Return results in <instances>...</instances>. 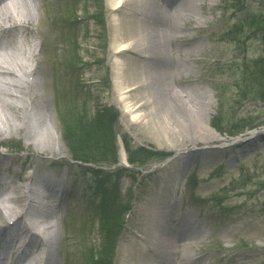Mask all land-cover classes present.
<instances>
[{
  "label": "rangeland",
  "instance_id": "1",
  "mask_svg": "<svg viewBox=\"0 0 264 264\" xmlns=\"http://www.w3.org/2000/svg\"><path fill=\"white\" fill-rule=\"evenodd\" d=\"M227 1L228 4L224 0L211 4L203 0L197 8L185 4L190 12L184 15L190 14L194 18L198 14L199 22L194 20L199 25L182 20L183 4L172 6L168 2L164 5L169 11L175 8L174 20L166 15L165 8L161 6L165 13L159 25L165 29L167 46L174 48L172 54L178 56L179 62L171 63L172 59L164 56L167 52L164 42L165 49L159 48L151 55L154 59L160 55V59H145L142 63V70L153 79L159 77L156 72L163 66L166 80L154 79L155 91L161 84L170 87V98L173 92L187 96L194 101L188 105L197 111L199 102L211 103L208 125L216 142L210 145V140L202 141L203 138L196 134L195 141L201 142L197 146H193V141L186 140L174 146L155 142L140 133L136 126L125 124L128 118L115 99L113 86L114 64L109 58L112 13L106 0L100 4L96 0H38V17L34 23L23 19L19 22L21 14L13 15L14 21L27 26L28 30L23 36L20 34V40L26 42L25 51L16 49L13 51L16 53L11 55L23 56L27 51L26 54L30 52L33 55L29 69L39 76L24 81V86L30 88L27 85L38 82L40 93L45 92L46 102L41 106L47 107L45 114L49 120L46 121L51 129L44 133L37 132L34 124L39 122L30 119L25 124L30 135L28 140L23 134L1 135L0 156H4L8 164L4 169L5 180L12 182L17 189L13 190L10 186L7 189L10 193L0 191V198L10 194L15 198L22 196L27 170L38 180L51 176L66 184L62 203L56 211L53 209L59 217L54 264H64L65 245L71 248L72 264L76 261L78 264H89L90 261L84 260L83 255L86 258L89 249L99 255L100 248L107 246L103 240V229L99 232L97 226L95 213L99 198L93 195L96 182L115 187L118 195L115 206L124 207L131 201L134 204L133 210L122 220L125 230L117 235V245L113 248V264H125L123 251L128 244L131 245L130 242L139 240L137 236L143 227L136 211L142 209L147 201L157 199L161 186L158 179L166 182L168 191L175 190L169 184L173 177L163 179L157 176L159 172H173L172 167H160L171 160L177 151L188 152L193 147L202 151L194 154L187 163L185 181L177 180L176 186L182 184L174 202L194 210L192 220H198L196 223L204 236L186 241L189 245L184 252L191 260H196L195 264H264V140L247 144L244 153L239 152L237 145L240 140L264 128V101L252 90L251 83L255 67L259 66V58L264 55V34L255 32L250 38L245 35L241 44L219 40L220 35H227L237 24H242L246 18L260 11L263 0H247L243 4L238 1L234 6H229L232 2ZM210 4L214 6L209 10ZM13 17L10 21H13ZM153 20L150 21L153 23ZM177 25L186 29L177 32V37L186 38L173 47L170 31ZM33 27L39 33L32 48L27 34ZM185 52L189 55L186 58ZM134 58L133 55L128 59L130 68ZM3 86H0L1 98L5 91ZM24 99L20 102L23 103ZM175 107L178 120L184 124V118L191 124L189 115ZM3 113L8 115L12 111L8 109ZM199 114V119L203 120L204 113ZM108 120L116 135L114 146L121 164L116 167L105 164L101 165L104 167L89 166L100 170L102 178L106 175L104 179L95 178L92 173L81 170L84 167L71 161L68 144L63 140L64 133L70 130L72 141L78 138L86 142L88 137L100 133L98 124L107 127ZM15 122L19 125L18 121ZM64 124L70 125L65 128ZM244 125L253 129L241 131ZM6 130L0 122V131ZM106 147L110 151L113 149L108 143ZM58 148L65 153L56 152ZM128 155L141 164L125 165ZM135 172L138 174L135 175ZM238 193L242 195L232 197ZM204 197L208 198L209 207H200L201 203L197 202ZM25 200L12 205L13 211L5 210L0 204V223L5 220L4 216L10 214L20 218L24 213L22 206L27 202ZM120 237L122 239L119 240ZM178 250L179 262H183L184 249Z\"/></svg>",
  "mask_w": 264,
  "mask_h": 264
},
{
  "label": "bare ground",
  "instance_id": "2",
  "mask_svg": "<svg viewBox=\"0 0 264 264\" xmlns=\"http://www.w3.org/2000/svg\"><path fill=\"white\" fill-rule=\"evenodd\" d=\"M37 1L38 0L0 1V25L9 26L8 30H3L0 33L1 35L11 37L12 39V42L10 41L7 44L0 43V86L4 85L3 89L5 90L4 93L1 94L2 98L0 97V122L7 129L5 132L0 131V137L4 133H9L10 135L23 134L28 140L30 135L26 130L27 127L25 124L30 122V119L35 122H39V124H34V128L37 130V132L41 131L44 133L51 129V126L49 127L48 122L46 121L49 120V116L45 114V108L47 107L44 108L41 106L42 103L46 102L45 92L40 93V85L38 82H34L32 85H27L30 88L24 86V81L35 79L39 76L37 72L33 73L34 71L29 69L33 55L31 56L30 52L26 54L28 51L23 53V56L19 54L11 55L16 53L13 52L16 49L19 51H25V40L23 39L20 45H17L15 42V37L20 36V34L23 36L25 31L28 30L27 26L14 21L15 19L13 15L21 14L22 18L19 22L25 20L34 23L38 17L36 8ZM201 1L203 0H106L107 7L112 13V35L110 40L111 51L109 58L113 60L114 64L113 86L115 91V99L118 103H120L123 114L128 118L125 124L128 126H136L140 133L146 135L155 142L161 141L166 145L174 146L180 144L183 140H186L193 141V146H197V144H200L201 142L198 140L195 141L196 134L203 138L202 141L210 140V145H212L213 142H216L215 137L212 135L213 132H211V129L208 125V118L210 115L208 112H211L210 106H212L210 102H206L204 104L199 102V111H197L188 105V103L191 104L194 103V101L190 100L187 96L183 97L180 94L173 92V99L170 98V96H168V92L171 90L170 87H165L161 84L156 89L157 91L154 90L156 86L154 79L157 81H160L158 79H162L163 81L166 80L164 77L165 74L163 72V66H160L161 69L156 72L159 77L154 79L148 77L142 70V63L145 59H151L154 61L155 59L151 57V55L154 54L153 52L158 51L159 48L165 49L163 44L164 42L167 46V41L164 34L165 29L161 28L159 25V23L162 22V14L165 13L162 7L165 8L164 5H166L168 2H170V5L172 6L178 4H181L178 6H182L183 4L182 9L184 11L181 18L183 21L189 24L195 23V20L199 22V15L195 14L194 12H191L195 14L194 18H191L190 14L187 16L184 15L190 12V10L186 9L187 6L185 4H188L190 7L195 6L197 8ZM207 1L211 2V4L217 2V0ZM211 4L208 6L209 10L214 6ZM125 9H129V11H126ZM174 10L175 8L173 11H169L165 8V11L167 12L166 15L171 17L173 20L176 18V13ZM154 16L157 17L156 20H153L155 19ZM12 17L13 21H10L12 20ZM164 19L165 17H163L162 20ZM150 20H153V23ZM195 24L199 25V23ZM165 26L166 24H164V27ZM183 31H186V29H183L180 25H177L176 28L171 29L170 32L173 47H176V44L186 38H179L176 35L177 32ZM38 33L39 32L37 29H34V27L29 30L27 34L28 40L30 41L29 45L32 46L36 36H38ZM222 39H225V36L220 35L219 40ZM166 50L167 52L164 56L168 55V57L172 59L171 63L173 61L179 62L178 56L172 54L174 48L172 49L170 46H167ZM133 55L135 56V60H132V65L130 68L128 59ZM188 56L189 55L185 52L184 58ZM2 80H4L6 84L3 83ZM42 87L45 88V85H42ZM166 89H168V91H166ZM11 91H14L15 94ZM22 99H24L23 103L20 102ZM27 101H29V103L26 106ZM15 102L19 103L16 104ZM13 103L16 105H11ZM196 104L197 103H195V105ZM175 106H178L179 109L189 115L191 118V124L188 121L187 123L184 118V124L178 120L179 114H177ZM7 108L12 111V114L5 115L3 113L4 111L8 110ZM163 110L164 114L162 113ZM199 113H204L203 120L199 119ZM41 114H43V116H41ZM15 121H18L19 125ZM263 140L264 128L255 132L254 134L252 133L251 136L240 140V143L237 142L239 152H246L243 149L247 144ZM59 148L56 152L64 154L65 152L63 149L61 150ZM45 151L46 150H44V152ZM200 151H202V149H198L196 147H193L188 152L177 151L176 155L171 160L160 167L161 169L172 167L173 172H159L157 176L163 179H165L164 177H173L171 180H169V184L172 185V187H175V190L168 191L166 182L162 179H158L160 185L163 187L160 186L157 199L152 200V202L147 201V204L143 206L142 209H138L136 211V215L139 214V219L143 227L140 231L141 233H139L140 235L138 234L139 236H137L139 242L132 241L130 242L131 245L129 246L128 244V246L124 249V255L122 258L123 263H196V260H191L184 252L187 248V245H189L185 242L196 237L200 239V237L204 236V232L199 229L196 223L198 220L193 222L194 220H192V217L194 210L192 208L186 207L185 205L181 210L180 205L177 202H174V204L171 205L170 200L177 201V195L179 192L178 188L182 183L176 186V182L179 178L182 180V182L185 181L184 175L187 173L186 165L192 160L194 154ZM7 165L8 164L5 162L4 156H0V191L10 193V191L7 190L10 186L13 188V190H16L17 187H13L12 182L10 183L6 181L5 177L3 176L4 169H7L8 167ZM41 180L43 181V184L47 183V180L51 181L52 183L55 182L54 177L51 176ZM61 184V182L58 183L59 186H61ZM29 192H31L30 188L24 185L22 196L20 198L12 197V194H10L7 196V198L1 200V203H5L3 208L5 210L13 211V206L18 205L20 201H24ZM62 196L59 198V200L57 199V203L54 205H48V203L45 207H37L30 218L29 206H32L30 205L31 202L29 201V206H25V204L22 206V210L27 208L26 212H24V215H26L30 225H32L33 229L39 234L41 239L36 238L31 242V244H28V247H25V249L17 256L14 261L10 262L4 257L6 262L3 260L2 261L5 264H38V260L36 259L38 258L42 246L47 248L49 259H52L53 256L52 264H54L56 261V244L59 238L56 230L59 217H57L55 212H53V209L56 211V209L59 208L63 200ZM204 199L206 206H209L205 197ZM48 207H51L52 209H46ZM164 211L172 214L173 216L175 214L177 219L184 220L181 227L173 226V229L180 228V230H182L189 226V230L185 233L178 234L176 231L170 228L167 229V224L164 221V215L162 216ZM9 219L10 218L6 216L4 221ZM45 235L51 236L53 243L49 239L46 240ZM178 248L184 249V253L182 254L183 262H179ZM70 249L71 248L68 245H65L63 248L65 254L64 264H72L73 258L69 256V253H72ZM74 264H78V262L76 261Z\"/></svg>",
  "mask_w": 264,
  "mask_h": 264
},
{
  "label": "trees",
  "instance_id": "3",
  "mask_svg": "<svg viewBox=\"0 0 264 264\" xmlns=\"http://www.w3.org/2000/svg\"><path fill=\"white\" fill-rule=\"evenodd\" d=\"M224 1H226L228 4L227 0ZM230 1L232 3L229 6H234L239 0ZM254 30L264 32V2L260 11H258L255 15H251L250 17L246 18L242 24H237L233 30H229L227 35L224 36L227 43L241 44L243 42L244 36L246 35L247 38ZM258 62L259 66L255 67L254 77L251 81L253 84L252 90H254L255 93H257V95L264 101V55L259 58ZM102 112L100 114H103ZM106 124L108 125L107 127H105V124H98L97 128L99 129L100 133L98 135L94 134L93 136L88 137L86 142L80 141L78 138L77 140L75 139V141H72L69 135L72 132L70 130H66L63 140L66 142V144H68L69 154L74 161L82 164L92 165H116L118 163L117 149L114 146L116 135H114L109 120L106 122ZM69 125L70 124H64L65 128H67ZM91 128L92 126L90 125V129ZM246 128L247 130L253 129L247 125H244L241 127V131L245 130ZM101 133L103 134L101 135ZM106 143H108L113 148L111 151L106 147ZM126 161L131 166L135 163L138 165L141 164L136 162L131 155H128ZM97 177L104 179L106 178V175L104 178H102L100 175H97ZM94 195H97L99 198V204L97 205V211L95 213L98 218L99 232L101 229H103V240L107 246L100 248L99 255L93 254L92 249L89 250L87 258L90 261V264H111L114 256L113 248L116 246L115 240L117 235L120 234L121 228L123 226L122 220L132 208V205L128 203L124 207L115 206L114 204L118 200L115 187L110 188L100 182L95 184Z\"/></svg>",
  "mask_w": 264,
  "mask_h": 264
}]
</instances>
